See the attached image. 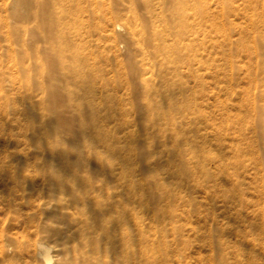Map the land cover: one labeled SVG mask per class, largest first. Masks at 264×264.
Segmentation results:
<instances>
[{
    "label": "bare ground",
    "instance_id": "6f19581e",
    "mask_svg": "<svg viewBox=\"0 0 264 264\" xmlns=\"http://www.w3.org/2000/svg\"><path fill=\"white\" fill-rule=\"evenodd\" d=\"M130 1L132 4L125 6L127 13H122L117 2L116 12L104 16L95 29L112 24L114 32L109 39H115V19L124 18L128 38L138 47V52L125 64V74L141 82L148 95L146 108L150 110L158 107V102L165 100L170 111L185 112L178 123L187 127L172 128L168 135L162 133L170 139L162 140L159 145L151 138L153 132H146L147 138L141 139L142 134L135 130L106 128V124L104 126L97 120L93 123L104 127L80 128L75 119L76 114L67 113L66 102L71 93L77 96L99 82L102 86L108 85L115 89L117 80L122 83L127 79L122 71L109 75L108 69L98 66L90 60L89 55L79 51V47L89 41V34H84L78 23L87 7H92L91 11L87 8L88 20L97 17L94 0L89 6L82 5L81 0H39L35 10L32 5L34 0H13L5 5L4 10H9L17 22L28 20L32 15L41 19L44 36L57 40L49 43L48 76L60 81L51 84L48 92L61 108L56 115L61 121L50 125L60 124L62 129L53 130L54 138L45 133L34 135L43 154L42 159L47 163L45 165L42 161L41 171L31 174L29 169L24 172L18 165H12L11 168L10 165H0V178L3 177L5 182L17 183L22 177L28 184L22 185L21 194L12 191L13 186L11 188L10 184L0 196V216L6 214L11 222L5 232L7 247L11 252L5 246L2 247L0 264H179V255L171 252L173 242L168 239V233L178 236L183 234L185 222L192 218L185 206H201L207 215L215 210L208 207L211 202L207 200L206 209L203 200L190 192L191 188L198 187L209 188L210 193L221 191L222 198L231 202V207L235 209L236 215L229 216L227 222L230 229L218 227L216 239L221 241L220 260L224 264H230L228 260L232 258H235V264H258L260 254L240 240L248 234L247 225L241 228L242 221H245L243 216L248 217V214L244 205L247 202L241 197L247 185L245 180H241L238 169L245 166L246 155L264 166V158L255 154V141V144L247 141V147L242 145L248 138L253 110L256 108L264 113V102L260 100L257 103L251 97L254 93H250V87L238 85L232 71L235 46L238 53L245 52L246 57L249 55L245 61L250 83L248 86L256 85L260 78H264V61L261 60V56H264V0H244L242 10L246 8L250 14L246 11L243 13L231 0H220L219 17L202 0ZM232 14H246L249 22L227 26L225 18ZM11 29L18 33L19 27L15 23ZM214 31L223 37L222 41L215 39L212 34ZM232 31L239 35L235 41ZM35 34L39 37L37 32ZM17 41L22 47L27 45L24 37H19ZM208 48L221 50V58H217L223 60V67L222 62H216L217 58L214 63L202 62L200 55L208 53ZM70 57L75 67L67 71L64 69ZM157 65L160 80L163 83L172 82L178 86L177 89L165 87L159 92L156 85L153 86L152 79L155 80V77L149 73ZM182 66L187 68V74L182 73ZM228 66L231 67V73L226 70ZM202 67L213 68L211 76L216 79L215 83H224L222 90L236 91L244 97L238 103L232 98L221 101L222 118L227 120V128H224V124L217 127L209 123V114L199 107L195 94L203 91L207 82L198 72ZM16 81L12 80L14 88ZM71 82L80 83L82 88L71 92ZM191 82L194 85L190 86ZM25 86L29 88L30 83L27 82ZM261 86V97L264 98V80H261ZM2 90L0 86V93ZM17 92L20 94L8 98L21 104L25 97L20 91ZM174 93L181 94L183 98L178 99ZM96 94L95 91L94 97ZM107 108L110 110L111 106ZM91 109L94 117L98 113L97 108ZM81 110L84 108L81 107ZM160 115L165 117L164 110ZM178 123L171 121L166 125L176 127ZM19 126L22 127L21 124ZM231 127L236 128L232 140L227 131ZM257 127L258 136L264 142V119L259 120ZM208 128L212 129L210 133ZM202 129H206L205 133ZM209 136L215 141H210ZM214 144L212 148L210 145ZM224 148L233 153L232 159L228 160ZM135 154L139 155L145 170L148 169L145 176L140 175L139 166L135 165ZM212 160L215 170L210 164ZM37 163L27 161V167L35 168ZM218 181L223 182L221 189L217 187ZM26 189H30L31 193L28 194ZM180 201L183 205H179ZM261 212L264 213L263 210ZM215 221L218 222V219ZM197 226L193 228L200 232L201 238H205V231L201 230L199 224ZM230 231L237 240L225 243ZM181 243L184 249L189 245V240L182 238ZM213 258L209 257V263H212ZM198 259H202V255Z\"/></svg>",
    "mask_w": 264,
    "mask_h": 264
},
{
    "label": "rangeland",
    "instance_id": "374dc122",
    "mask_svg": "<svg viewBox=\"0 0 264 264\" xmlns=\"http://www.w3.org/2000/svg\"><path fill=\"white\" fill-rule=\"evenodd\" d=\"M38 1L39 0H34L32 4L33 10L36 9V3ZM81 1L82 5L84 6H89L88 4L91 2V0ZM219 1L220 0H202V2L205 3L207 6L211 7V9H214L216 14L218 13V17L220 8V6L218 5ZM231 1L233 2V5L235 4L236 7L239 6L241 8L240 10L243 13L244 11H246L245 13L248 14L251 13L250 10L246 8L242 10L244 8V0ZM12 2L13 0H5V2L4 0H0V86L3 88V92L0 93V165H7V167H9L10 165L9 168H11L12 165H18V167L21 168V170H24V172L30 170L31 174H34L37 173L39 170L41 171V169L43 168L41 166L42 161L43 164L47 165V163L44 162V160L42 159L43 154L41 153V149L37 146V143L34 139V135L36 136V134L39 135V133H45L53 137V130L60 131L62 129V126L60 124L50 125V123L55 122L56 124V122L61 121V119L59 120L58 116H56L57 112L61 108L58 102L56 100H53V98L48 92L49 86H52L51 84L60 81L52 80L48 76L49 58L47 57V55L49 53V43H55L57 40L55 37L44 36L45 34L42 32L44 30V27L42 26L43 21L41 19H37L35 15H32L30 19L25 20L23 22L15 21L9 14V10H4V8L6 7L5 5L8 3L10 4ZM117 2L121 6L120 9L122 13H127V8L125 6L132 4L130 0H94V5L97 4L95 5L96 12L98 14L97 17H95V19H92L91 17L89 21L88 9L89 11H91L92 7H87L88 9L86 8L84 10L83 16L81 17L82 20L78 23L79 29L84 34H89L87 35V38L89 40L87 44H84L79 47L80 53L89 55L91 57V61H95L98 66L108 69L109 75L117 74L120 71L125 74L127 71V67L125 66L126 62L129 58L134 56L133 54L138 52L137 45L133 44L128 38L124 18L118 17L115 19V39H109V36L112 37V32H114V30H112V24L107 25L108 27L106 26L101 29H95L98 23L102 22L104 16H109L112 13L116 12ZM225 21V24L227 26L229 24V26H234L232 24H241L243 23V21H246L247 24V22H249V19L246 14L245 16L243 14H232V16L230 15L226 17ZM5 22L8 25H6ZM15 23L19 27L18 33L14 32L11 29L13 24ZM241 25H245V22ZM36 32L39 34V37L37 34H35ZM39 32L41 33V35ZM232 32V39L235 41L237 40L239 35L236 34V31ZM212 34L215 39L217 38V40L219 41L223 40V37L216 31H214ZM8 35H10V37ZM19 37H24L27 45L22 47V45H20L21 43L17 41ZM250 42L252 43L253 41ZM255 45H258L259 48L258 42H256ZM225 47L228 51L229 46L227 45ZM208 50L212 51L213 53L210 52V54H208V51V53L200 55L202 62L208 61L209 63H214L216 61L215 59L218 56H220L219 58H221V54L219 53L221 52V50L217 51L213 48H208ZM205 52H207V50ZM244 53L245 52L238 53L234 46L232 71L234 80L238 82V85L242 87H250V93H254L253 95H251V97H254L257 103H260L261 101L264 102V98H262L263 87L261 86V80H264V78L259 79L260 81L256 84L258 87H256L255 84H251L248 86V84L250 83L248 82L249 78L246 75L247 70L245 63L247 62L245 61L249 59V55L246 57ZM261 57V60L264 61V56ZM118 60H120V63H118ZM256 61L257 58L254 59V62ZM121 62L124 64H122ZM216 62H218V64L222 62L223 67V60L218 59ZM74 67V63L72 62V58L70 57L69 62L64 70L69 71L72 70ZM184 67H181L182 73L187 74L188 70ZM211 70L213 71V68L210 69L207 67H202V69L198 71L199 74L203 76L204 80H207L208 84L206 82V90L204 89L201 92H196V99L199 102V107L209 114V123L215 124L217 127H220L224 124V128H227V120H223L222 118L221 101L225 100V98H232L235 103H238L242 101L244 97L239 95L236 91L228 92L225 89L222 90L221 87L224 83L219 82L220 85H218V81L217 83H215L214 81L216 79L211 76ZM226 70L228 71V73H231V67H226ZM158 71L159 65L152 68L149 74H154L153 77H155V80L154 78L152 80L155 82V84L152 80L150 83L153 82V86L156 85V88L157 90H159V92L162 91L165 87L169 88L170 90H172L173 88L177 89L178 86L173 85L172 82L163 83L162 80H160ZM125 75L127 76V79L123 80L122 83H119V80H117L115 89H112V86L109 87L108 85L102 86L103 84L99 82L93 85L92 87L86 89L83 93L77 96L71 93L70 99H68L66 102V106L68 107V109L67 107L66 109L68 114H76L75 119L79 123L78 127L95 129L97 127H104L106 124V128L118 130H135L142 134L141 139L147 138V134H145L146 132H153L154 135H152L153 137L151 138H154L155 143L157 145L162 143V140L168 139L169 141L170 139L169 136L165 138L162 133L166 132V134L168 135L169 131L172 128L184 129L185 127H187L186 125H180L178 123L179 120L183 118V114L185 112L183 113L179 110L170 111L168 108V103L165 100L163 102H158V107H154L148 110L146 108L148 95L145 93L142 84H140L141 82L136 80L128 73ZM12 80H17L15 88L13 87ZM61 81L63 83L65 82L64 80ZM27 82L30 83L29 88L25 86ZM191 84L194 85V82L189 83L190 86ZM69 86L71 87V92L72 90L82 88L81 84L77 82H71ZM99 89H101V92L98 91ZM17 91H20L21 95L25 97V100L21 102V104L20 102H14L10 99L11 96L20 94ZM95 91L98 94H96L94 97ZM178 94L179 93L175 94L177 98L182 99L183 96L181 94ZM240 96L242 97V99H240ZM51 99L53 101H51ZM8 101L10 102V105ZM7 103L9 108H5ZM108 105L111 106L110 110L107 108ZM81 107L84 108L83 111L81 110ZM91 107H96L98 111L97 115H95L94 117H92L91 115ZM162 110H164V118L160 117V112ZM260 119H264V113L255 108V110H253L252 118L250 121L251 127L247 132L248 138L242 145L244 147H247V141L253 142L254 144L256 142V144L254 145L255 154L259 157L264 158V142L258 136L257 127V123ZM95 120L100 121L101 124H104V126L94 124L93 122H95ZM171 121H176L178 123L176 127L171 124L166 125L167 122ZM20 124L22 125V127L19 126ZM208 130V133L212 131V129L210 128H208ZM205 131L206 129H204L202 132L205 133ZM227 131L230 133L232 140V136H235L236 134V128L231 127L227 129ZM208 135L211 136L212 134ZM209 139L212 142L215 141L213 137H210ZM231 140L229 139L228 141L231 142ZM210 146L213 148L215 147V144ZM223 151H226L225 153L226 156H228V160L233 158V153L228 148H224ZM26 153H28V155ZM135 156V165L139 166L138 168L140 175L145 176L148 173V169L145 170V168L143 167L139 155H137L136 157ZM26 160L30 163L32 161H35L36 163L38 162L37 166H35V168L33 166H30L31 168L27 167ZM255 161L256 160L246 155L244 156L245 166H241L240 169H238L241 180H245V183L247 185V187L244 188V193H242L241 197H243L244 201L247 202L246 204L244 203V205L248 214V217L243 216L245 218V221H242L241 223V228H244L247 225L245 228L248 234L245 237H241L240 240L242 239L244 243H248V248L254 247L253 249L256 251V253L260 254V256L258 257V264H264V213L261 214V210H263L264 212V176L262 170V168L264 169V166ZM213 163L214 161L212 160L210 164L211 167L215 170V163ZM230 169L231 171H233V168ZM0 181L4 182H0V196H2L4 192H6L7 186H11V188L13 186L12 191L15 190L14 192H18L19 194H21L20 192L22 191L24 186L28 185L22 177L18 179L17 183L5 182L6 180L3 177L0 178ZM217 187H220L219 189H221L223 187V182L218 181ZM191 189L194 190L192 191ZM191 189L190 192L193 193L194 196L198 195L199 198L203 200V206H205L206 209H208V205L206 203L208 201L209 203L211 202V204L214 206L213 207L210 204V206L208 207L210 209L215 208V210L214 213L212 212V214L210 213L208 214V216L206 213L207 211L203 207L201 208V206H198V208L194 206L190 207L189 205V207L185 206V208L188 209L189 214L192 215V218H190L189 221L185 222V229L183 230V234H181V236H178L176 233L174 234L172 232H170V234L168 233V239L173 242L171 246V252L173 251L172 254L179 255V264H224V262L220 260V256L222 253L220 247L221 241L216 239L217 234L219 232L218 227H222L220 229H226V227L227 229H230V226L227 225V222L229 216L235 214V209L231 207V202L225 201L222 198L221 191L219 190L217 193H210L208 192L209 188L202 189L198 187L197 189L199 190L195 188ZM26 192L28 194L31 193L30 189H26ZM206 194L209 198H206ZM246 198L248 200H245ZM181 204L182 202L180 201L179 205ZM4 215L1 214L0 216V256L1 249L3 246L7 248V251L9 253L11 252V249L7 247V241L5 236L7 228L11 226V222L9 221L7 215ZM3 216L5 217V219ZM217 219L219 223L215 221ZM198 224L200 225L201 230L205 231V238H201L200 232L193 228L194 225L196 228L199 227L197 226ZM167 226L170 225L167 224ZM210 232L211 237L209 236ZM182 238H187L189 240V245L185 247L187 249L182 248ZM209 238H213V242ZM225 239V243H228L234 242V240L236 241L237 237L232 234V231H230L229 235ZM199 254L202 255V259H198V257L200 256ZM209 254L210 256H212V258L214 257L212 263H209L208 261L210 257ZM228 261H230V264L236 263L235 258H232Z\"/></svg>",
    "mask_w": 264,
    "mask_h": 264
}]
</instances>
